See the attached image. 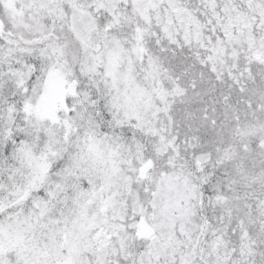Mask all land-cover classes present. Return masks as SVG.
Listing matches in <instances>:
<instances>
[{"label":"snow or ice","instance_id":"1","mask_svg":"<svg viewBox=\"0 0 264 264\" xmlns=\"http://www.w3.org/2000/svg\"><path fill=\"white\" fill-rule=\"evenodd\" d=\"M0 264H264V0H0Z\"/></svg>","mask_w":264,"mask_h":264}]
</instances>
